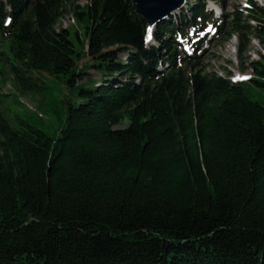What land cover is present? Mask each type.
<instances>
[{
  "label": "trees",
  "instance_id": "1",
  "mask_svg": "<svg viewBox=\"0 0 264 264\" xmlns=\"http://www.w3.org/2000/svg\"><path fill=\"white\" fill-rule=\"evenodd\" d=\"M77 1L0 0L16 89L44 94L32 73H45L80 100L57 138L0 112V264H264V106L251 98L264 54L232 82L179 49L204 0L148 46L131 0ZM248 2L219 32L240 54L264 45V4ZM68 6L81 33L55 28ZM87 70L102 74L93 88L78 84Z\"/></svg>",
  "mask_w": 264,
  "mask_h": 264
},
{
  "label": "rangeland",
  "instance_id": "2",
  "mask_svg": "<svg viewBox=\"0 0 264 264\" xmlns=\"http://www.w3.org/2000/svg\"><path fill=\"white\" fill-rule=\"evenodd\" d=\"M194 0H189L190 4ZM211 0H205L206 10L210 8ZM256 4L262 5L264 0H253ZM86 0H78L75 5L83 6ZM246 6V0H223L217 4V9L212 13L211 24L222 13L231 14L233 12H241ZM186 6L183 4V8ZM67 11L56 25V29L60 30L66 27H73L82 32L79 24L74 19L71 8L66 7ZM179 14V9L171 14V18ZM187 17L190 13L187 10ZM222 18V17H221ZM221 18L218 24L221 25ZM205 27V26H204ZM213 27H208L207 31L212 32ZM205 28H203L204 30ZM205 31V30H204ZM202 31L199 38L203 37L201 50L197 53L200 57V66L207 73H216L220 76H227L231 79L241 78L242 76H251L252 72L249 63L256 61L264 54V45L256 39L250 38L245 50L240 54L238 51L239 41L235 36H231L228 41L220 42L216 35L209 37V32L205 34ZM72 39L79 49V43L75 35ZM81 39H84V37ZM151 44L154 42L151 41ZM0 43V51L5 55H0L7 58V51L2 48ZM187 50H191L188 46ZM122 60H126V55H120ZM88 57L83 56L79 64L88 63ZM244 67V70L241 69ZM87 75L79 80L78 84L85 88H93L94 83L102 81V74L93 70H87ZM33 77H40L43 79L46 90L44 94H36L31 92H20L14 85L13 75L9 70L7 62L0 60V112L5 117L12 116L18 112L20 116L25 117L29 123L41 129L51 137L57 138L63 128L66 120L67 102L73 105H78L80 100L78 98L76 89L71 87L65 80L55 77H49L45 73H32ZM87 79V80H86ZM89 80V81H88ZM251 98L264 106V88H254L251 92ZM16 104L15 102H17Z\"/></svg>",
  "mask_w": 264,
  "mask_h": 264
},
{
  "label": "water",
  "instance_id": "3",
  "mask_svg": "<svg viewBox=\"0 0 264 264\" xmlns=\"http://www.w3.org/2000/svg\"><path fill=\"white\" fill-rule=\"evenodd\" d=\"M182 3L183 0H131L134 12L151 26L163 21Z\"/></svg>",
  "mask_w": 264,
  "mask_h": 264
},
{
  "label": "snow or ice",
  "instance_id": "4",
  "mask_svg": "<svg viewBox=\"0 0 264 264\" xmlns=\"http://www.w3.org/2000/svg\"><path fill=\"white\" fill-rule=\"evenodd\" d=\"M10 22V21H9ZM150 31V30H149ZM240 79H244L243 77H241Z\"/></svg>",
  "mask_w": 264,
  "mask_h": 264
}]
</instances>
